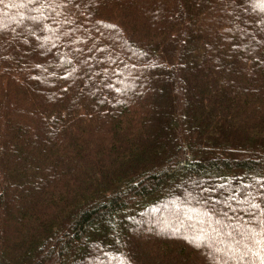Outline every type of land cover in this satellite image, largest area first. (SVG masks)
<instances>
[{
  "label": "trees",
  "instance_id": "obj_1",
  "mask_svg": "<svg viewBox=\"0 0 264 264\" xmlns=\"http://www.w3.org/2000/svg\"><path fill=\"white\" fill-rule=\"evenodd\" d=\"M262 184L261 0H0V264H264Z\"/></svg>",
  "mask_w": 264,
  "mask_h": 264
},
{
  "label": "snow or ice",
  "instance_id": "obj_2",
  "mask_svg": "<svg viewBox=\"0 0 264 264\" xmlns=\"http://www.w3.org/2000/svg\"><path fill=\"white\" fill-rule=\"evenodd\" d=\"M29 2H31V0H29ZM261 3H264V0H261ZM262 188H264V184L261 185ZM262 195H264V193H262ZM235 197H233L234 199ZM253 207L257 208V209H260L261 206L259 204H256V205H253Z\"/></svg>",
  "mask_w": 264,
  "mask_h": 264
}]
</instances>
